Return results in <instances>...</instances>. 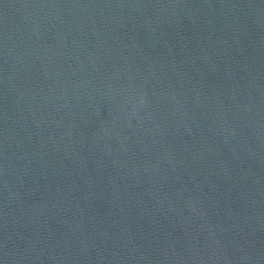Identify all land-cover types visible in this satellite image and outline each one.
<instances>
[{
    "label": "water",
    "instance_id": "obj_1",
    "mask_svg": "<svg viewBox=\"0 0 264 264\" xmlns=\"http://www.w3.org/2000/svg\"><path fill=\"white\" fill-rule=\"evenodd\" d=\"M0 264H264V0H0Z\"/></svg>",
    "mask_w": 264,
    "mask_h": 264
}]
</instances>
